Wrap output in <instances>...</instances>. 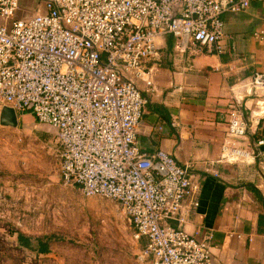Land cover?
Wrapping results in <instances>:
<instances>
[{"label":"built area","instance_id":"obj_1","mask_svg":"<svg viewBox=\"0 0 264 264\" xmlns=\"http://www.w3.org/2000/svg\"><path fill=\"white\" fill-rule=\"evenodd\" d=\"M261 2L42 0L33 14L20 16V0H0V108L30 113L55 129L63 182L87 198L119 203L134 238L146 240L143 255L151 264H213V235L185 229L201 189L192 167L137 143L149 104L141 82L153 85L151 75L144 78L152 72L146 64L161 59L168 37L175 60L223 54L222 15ZM249 84L264 89V72ZM228 116L229 138H245L240 100L230 103Z\"/></svg>","mask_w":264,"mask_h":264},{"label":"crops","instance_id":"obj_2","mask_svg":"<svg viewBox=\"0 0 264 264\" xmlns=\"http://www.w3.org/2000/svg\"><path fill=\"white\" fill-rule=\"evenodd\" d=\"M41 4L20 0L19 15H31ZM222 19L223 54L175 60L174 39L168 37L161 59L146 64L152 72L144 78L151 75L153 85L141 82L149 104L137 143L149 152L170 153L200 179L199 206L185 229L198 237L213 235V264H264V144L257 145L264 141V89L249 84L252 75L264 72V2ZM236 99L248 124L240 141L227 133L229 105ZM232 148L250 155L238 157ZM139 241L144 249L146 240Z\"/></svg>","mask_w":264,"mask_h":264},{"label":"rangeland","instance_id":"obj_3","mask_svg":"<svg viewBox=\"0 0 264 264\" xmlns=\"http://www.w3.org/2000/svg\"><path fill=\"white\" fill-rule=\"evenodd\" d=\"M25 114L17 127L0 125V264H149L122 206L65 184L55 129ZM19 232L61 239L38 254Z\"/></svg>","mask_w":264,"mask_h":264},{"label":"trees","instance_id":"obj_4","mask_svg":"<svg viewBox=\"0 0 264 264\" xmlns=\"http://www.w3.org/2000/svg\"><path fill=\"white\" fill-rule=\"evenodd\" d=\"M61 238L52 235V236H43L38 238H32L25 235L22 232L18 233L17 240L21 247H25L29 250H32L38 254H48L51 252V243Z\"/></svg>","mask_w":264,"mask_h":264},{"label":"water","instance_id":"obj_5","mask_svg":"<svg viewBox=\"0 0 264 264\" xmlns=\"http://www.w3.org/2000/svg\"><path fill=\"white\" fill-rule=\"evenodd\" d=\"M0 125L7 127H17L19 125V116L17 112L9 106H1Z\"/></svg>","mask_w":264,"mask_h":264}]
</instances>
